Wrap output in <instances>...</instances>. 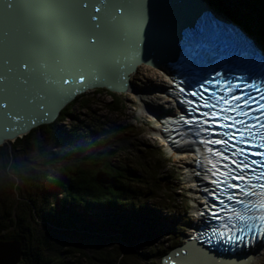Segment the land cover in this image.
Returning a JSON list of instances; mask_svg holds the SVG:
<instances>
[{"label": "snow or ice", "instance_id": "1", "mask_svg": "<svg viewBox=\"0 0 264 264\" xmlns=\"http://www.w3.org/2000/svg\"><path fill=\"white\" fill-rule=\"evenodd\" d=\"M0 6L5 14L0 109L14 115L16 109L42 108L49 96L70 82L95 79L99 71L90 63V57L98 51L101 35L109 29L121 33L122 55H127L129 48L138 51L143 39L146 53L163 54L171 61L165 68L169 92L182 113L179 120L190 127L191 143L203 145L204 152L215 158L211 169L196 173L198 179L212 185L205 192L215 202L207 204V212L200 215L220 221L219 229L190 237L201 242V252H177L181 259L174 264L199 260L208 250L203 245L248 247L254 246L257 239L264 240V85L257 88L255 83L244 82L241 77H223L214 69L211 77L191 72L201 52L198 32L191 23L182 33L151 25L143 28L145 8L156 7L151 0L147 5L145 0L112 4L106 0H79L72 6L3 0ZM65 7L74 9L73 18L42 15L43 10L54 13ZM107 9L112 10L111 14L103 16ZM201 18H214L208 16L204 5L192 20ZM176 75L182 78L177 80ZM201 132L206 135L197 141ZM196 166L199 168V163ZM233 204L242 208L243 214H238ZM224 212L230 215L221 219L219 214ZM231 220L237 222L226 224Z\"/></svg>", "mask_w": 264, "mask_h": 264}, {"label": "trees", "instance_id": "2", "mask_svg": "<svg viewBox=\"0 0 264 264\" xmlns=\"http://www.w3.org/2000/svg\"><path fill=\"white\" fill-rule=\"evenodd\" d=\"M243 2L248 9L245 13L234 5L232 13L222 5L217 7L223 13L228 10L247 35L264 46V0ZM94 90L116 95L103 88ZM78 99L62 109L52 123L11 143L12 149H21L20 161L12 160L8 145L0 147V240H18L24 264L25 256L30 257V264H61L64 258L75 263L82 258L84 264H136L132 247L141 236L134 235L128 226L135 223L144 232L155 223L145 217L151 214L145 197L151 198L148 180L156 177L135 176L116 159L122 146L131 145L125 128L100 120L93 127L62 126ZM40 131L46 133L48 148L36 152L31 140ZM135 132L137 136L140 131ZM159 183L168 185V178L160 177ZM7 193L16 194L21 201L10 200L8 207L3 203L9 198ZM91 210L93 217L88 213ZM99 235L115 241L118 238V242L105 249L96 240Z\"/></svg>", "mask_w": 264, "mask_h": 264}, {"label": "rangeland", "instance_id": "3", "mask_svg": "<svg viewBox=\"0 0 264 264\" xmlns=\"http://www.w3.org/2000/svg\"><path fill=\"white\" fill-rule=\"evenodd\" d=\"M204 2L217 14L223 13L218 8L221 5L229 11L232 5L242 13L248 10L243 0H214L215 3H218L216 5L207 1ZM228 10L227 12H229ZM227 12L223 13L226 17L228 16ZM142 81L141 76L135 71L129 79L134 91L141 89V92H149L151 89L148 91L143 90L145 84ZM129 91H127L128 93H115L116 95H112L105 91L88 90L74 98L79 99L69 108L68 112L71 115L65 117L61 125L68 127L70 125L85 126L89 124L93 127L97 123L96 121L100 120L107 125L114 124L120 128H125L130 133L129 141L131 145L122 146L121 151L116 154L118 156L116 159L132 169L135 176L139 175L144 179L151 176L156 177V180H148L151 198H149L150 196L145 197L147 199V210L151 212V214L146 212L148 214L145 217L151 218L155 223L150 226L149 230L144 232H141L139 225L135 223L128 226V229H131L134 235L141 236V241L132 247V251L138 259L136 264H158L162 254L185 241L190 233V228L195 223L193 216L196 205L193 200L194 196L191 193L194 186L188 181L184 164L171 155L167 143L158 134L159 132L155 131L156 126L154 127V120H152L154 119L151 116L152 111L143 106L134 91ZM150 92L156 91L152 90ZM136 129L140 131L137 136ZM47 144L48 138L44 131L32 135L31 145L34 146L36 152L47 151ZM8 147L13 153L12 160L20 161L22 159L21 149L18 146L12 149L11 143ZM144 148L146 151L143 150ZM156 151L160 152L161 155L158 156ZM177 154L178 152H175V155ZM160 177L168 178L169 184L165 186L160 184ZM19 198L16 194L9 195V198L4 199L3 203L8 204L9 207L10 202L12 203L10 200H14L16 203L21 201V198ZM153 211L157 213H153ZM88 213L93 217V210L88 211ZM115 228L119 227L115 226ZM106 234L116 237L110 233ZM96 240L98 244L102 243L105 249L115 247L114 242H118V238L117 241L110 240L108 236L104 235H99ZM25 257V264H30V257ZM22 259L21 257L18 264H24ZM61 264L84 263L82 258L76 263L74 260L64 258ZM256 264H264V253L257 258Z\"/></svg>", "mask_w": 264, "mask_h": 264}, {"label": "water", "instance_id": "4", "mask_svg": "<svg viewBox=\"0 0 264 264\" xmlns=\"http://www.w3.org/2000/svg\"><path fill=\"white\" fill-rule=\"evenodd\" d=\"M18 2L21 4L36 3L72 6L78 4L79 0H18ZM124 2L125 0H106V3L109 4ZM2 3L3 0H0V5H2ZM148 3L149 0H145V4L147 5ZM151 3L156 5V7L145 8V18L143 21V28L145 29L151 25L154 29H169L182 33L186 28H189L190 23L191 25L193 24L194 20H192V17L196 10L201 5H204L210 17H214L213 19L227 24L229 27H232L230 24L233 23L243 33L247 34L235 18L230 15L226 17L223 13H218V15L207 6L204 0H151ZM111 11V9H107L102 15L108 16L111 14ZM51 14L73 18L74 9L65 7L55 10L54 13L50 10L42 11V15L45 17ZM173 22L174 24H172ZM4 28L5 14L2 6H0V75L4 74ZM141 36H143V33H141ZM99 40L98 51L90 57V63L99 71L95 79L87 78L84 82H70L69 85L62 86L57 90L55 95L49 96L44 101V106L42 108H31L29 110L16 109L15 115L5 111V109H0V147L4 144L9 146L10 143H13L17 138L23 137L32 129L55 121L60 111L76 96L97 88H103L114 93H124L129 91L130 74L134 73L139 64L142 63L150 67H162L164 69L167 61H169L163 54L153 55L146 53L144 51L143 39H141L138 45V51L133 52L129 48L127 55H122L121 33L116 30L109 29L105 31ZM252 41L255 46L263 52L254 37H252ZM0 87H3V85L0 84ZM2 99L3 95L0 94V100ZM203 247L205 246L203 245ZM185 249H187L188 252L202 251L201 244L194 242L188 237L182 244L171 249L167 253L163 264H174L175 261L180 260L181 258L177 256V252L183 253ZM21 257L22 248L18 240H0V264H18ZM205 260H210V262L206 264H248L252 261V257L249 252L227 256L207 250V252L202 253V257L195 262ZM188 261L189 260L184 261L183 264H190ZM195 262L193 264H195Z\"/></svg>", "mask_w": 264, "mask_h": 264}, {"label": "bare ground", "instance_id": "5", "mask_svg": "<svg viewBox=\"0 0 264 264\" xmlns=\"http://www.w3.org/2000/svg\"><path fill=\"white\" fill-rule=\"evenodd\" d=\"M172 24H174V22ZM220 31L222 32V30ZM136 72H138L143 79L142 83L145 84L143 86V90L146 89L148 91L151 89L150 91L155 90L156 92H141V89H136V91H134V88L131 85L129 90L134 91L141 100L143 106L149 111H152L151 116L154 118L152 120H154V127L156 126L155 131L157 133L159 132L158 134L162 136V134L164 135L165 133L163 129L168 127H164L166 125L164 122L177 114V109L174 105L175 101L172 99L171 93L169 92L171 86L168 79V71L162 67L154 68L141 63L136 67L135 73ZM131 76H133V73L130 74V77ZM128 92L126 91L125 93ZM165 142L169 143L168 140ZM167 146L170 149L168 150L171 151V155L175 156L185 166L188 181L194 186L191 189V193L194 196L193 200L196 205L195 213H198L202 210V203L206 200V198H203L202 196L201 191L203 187L201 181L196 175L199 171L196 166L199 162V158L194 152H188L183 148L174 147L173 145H171L172 147L169 145ZM175 152H178V154L175 155ZM247 252H249L252 257V261L248 264H256L257 258L264 253V241L255 247H252ZM210 260L200 262H195L196 260H189L188 263L193 264L195 262V264H206L209 263Z\"/></svg>", "mask_w": 264, "mask_h": 264}]
</instances>
